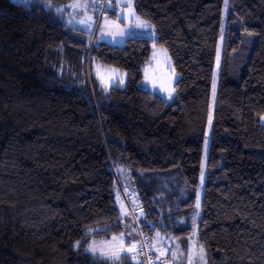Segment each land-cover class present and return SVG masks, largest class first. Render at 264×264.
Wrapping results in <instances>:
<instances>
[{"label": "trees", "instance_id": "16d2710c", "mask_svg": "<svg viewBox=\"0 0 264 264\" xmlns=\"http://www.w3.org/2000/svg\"><path fill=\"white\" fill-rule=\"evenodd\" d=\"M225 1L135 0L156 38L97 43L95 28L88 47L40 3L0 0V264H137L90 251L124 232L122 167L146 234L187 254L196 239L209 264H264V0H229L193 239ZM158 47L180 75L173 102L143 86ZM93 61L125 86H102Z\"/></svg>", "mask_w": 264, "mask_h": 264}, {"label": "rangeland", "instance_id": "374dc122", "mask_svg": "<svg viewBox=\"0 0 264 264\" xmlns=\"http://www.w3.org/2000/svg\"><path fill=\"white\" fill-rule=\"evenodd\" d=\"M22 4H25L27 6H37L39 5V2L37 0H32L31 3H24L23 0H13ZM229 12V0L225 1L224 6V12H223V29H222V35L218 47V60H217V68L216 73L214 75V82H213V91H212V99H211V105H210V113H209V120H208V130H207V137L204 144V152H203V159H202V165H201V175H200V187L198 192L197 200H199V207L196 208L192 214V225L194 227V233H193V239L194 235L197 234L199 222L202 217V202H203V192H204V186L206 181V174H207V167H208V157L211 147V136H212V128H213V122H214V115H215V108H216V98L219 88V81H220V65H221V57L223 52V46H224V40H225V27L227 22ZM78 18H73L71 21L73 23L79 22ZM110 19H105L101 22L99 27V37L97 40V43H100L104 35L110 36V40L115 43L119 44H125L126 39L133 34L132 28L133 26L124 27L122 24H119L118 21H111ZM89 21L88 23H90ZM113 22V23H112ZM87 23V24H88ZM71 26V25H70ZM72 27V26H71ZM116 27V28H114ZM135 32H137L134 36H142V34L145 35H151L153 38H156V31L153 26H151L147 21L144 20L143 25L135 24ZM95 28H96V20H95ZM91 29H89L88 32H90ZM123 32V35L120 33ZM95 37V36H94ZM97 37V36H96ZM149 38V37H148ZM87 46L89 47L92 35H87ZM123 46V45H120ZM98 69L99 74H98ZM115 69V72H112L111 70ZM93 73L96 79L100 82L102 86L105 88H111L112 86L116 84H120V79H123L124 83L122 86H125L126 79H127V73L123 72L119 69H116L111 66L104 65L98 61H93ZM180 79L179 73L175 70L173 66V62L167 52V50L164 47H158L155 49L153 57L148 64L146 71H145V80H144V88L153 92H157L160 95H162L166 100L169 102H173L176 98V84ZM103 81V82H102ZM121 180L123 181L124 185H126V178L128 177V170L125 167H122L119 170ZM202 173H203V179H202ZM124 187V186H123ZM130 187V185H129ZM125 188V187H124ZM122 199L124 200L125 204L127 205L122 193H121ZM118 201L120 205V209L122 211V215L124 219L126 220V225L124 227V232L118 235L113 236L111 239L106 240H94L90 245V251L91 253L95 255L102 256L104 258L111 257L113 253H119L121 256L129 253L131 251H128L129 249H132L133 245H138L139 242V231L138 227L136 225L135 218L131 215L130 209L127 205V208L124 206L121 198L118 196ZM143 212H140L137 214V221L140 223L141 214ZM152 237V236H151ZM155 248H156V255L159 261L162 260V264H182V256L184 254L183 250L181 251V248L179 247H172L168 241H164L163 237L159 234L152 237ZM130 241V246H127L126 241ZM193 244L196 246V253H198L199 249L203 248V260L200 259V256L195 253V257L197 259V264H209L208 260V254L207 250L204 247V245L198 246V243L193 240ZM178 248V249H177ZM136 249V256H138V250L137 246ZM94 250V251H93ZM178 255V257H177ZM184 261L189 264L190 260V254L184 255ZM161 263V262H160Z\"/></svg>", "mask_w": 264, "mask_h": 264}, {"label": "crops", "instance_id": "0c3cea01", "mask_svg": "<svg viewBox=\"0 0 264 264\" xmlns=\"http://www.w3.org/2000/svg\"><path fill=\"white\" fill-rule=\"evenodd\" d=\"M40 5L46 9L47 11H49L50 13H52L55 17H57L59 20H61L62 22H64L66 25L68 26H72V28L79 30V31H83L85 33H87L88 35H91L94 33L95 30V20H96V15H95V8L97 5V0H72L71 2H69L68 4H55L51 1H43L41 0ZM78 5V7H71V5ZM131 4V8L128 7V5ZM132 13H134V15H132ZM136 17L140 18V21L138 22ZM73 18H78L79 22H75L73 23L71 21V19ZM108 19H110L111 21H118L119 24H122V26L124 27H129V26H133L132 31L133 34L130 35L125 41H127L130 38L133 37H137L134 36L137 34V32H135V24H140L143 25L144 19H142L140 16H138V14L135 11V0H115V10L113 12V14L108 17ZM89 21H91L90 23H88ZM110 21V22H111ZM142 22V24L140 23ZM88 23V24H87ZM113 23V22H112ZM70 26V27H71ZM116 28V27H114ZM89 29H91L90 32ZM98 37H99V33H98ZM110 36H106L104 35L103 38H101V42H106V43H111L114 45H124V44H119V43H115L112 42L109 38ZM138 37H146V38H151V39H155L153 38L151 35H145L142 34V36H138ZM126 187H129L130 185V181H129V177L126 178ZM124 206L127 208V205L125 204L124 200L121 198ZM128 210V208H127ZM130 241H126L127 246H130ZM172 247H176L174 245V243L170 244ZM137 246V244L135 245V247ZM200 246V245H198ZM178 249V248H177ZM196 251V246L193 244L191 246L190 252L188 254H190V260L192 261V264H197V259L195 257V252ZM136 249H132L131 252H129L132 255H136ZM186 253L183 254L182 256V264H187L184 261L185 255ZM178 257V255H177ZM161 264H162V260H161ZM181 264V262H180Z\"/></svg>", "mask_w": 264, "mask_h": 264}, {"label": "built area", "instance_id": "2783aa9c", "mask_svg": "<svg viewBox=\"0 0 264 264\" xmlns=\"http://www.w3.org/2000/svg\"><path fill=\"white\" fill-rule=\"evenodd\" d=\"M113 9L114 0H97L95 9L97 19L96 33L99 30L101 22L110 16ZM120 190L130 209L131 215L135 218L139 231L137 264H160L152 237L143 231L141 224L136 218L137 214L143 212L145 209V201L140 190L136 186L124 188L121 185Z\"/></svg>", "mask_w": 264, "mask_h": 264}, {"label": "snow or ice", "instance_id": "6c2138e0", "mask_svg": "<svg viewBox=\"0 0 264 264\" xmlns=\"http://www.w3.org/2000/svg\"><path fill=\"white\" fill-rule=\"evenodd\" d=\"M23 2L24 3H31L32 2V0H23ZM71 7H78V5H71ZM128 7L129 8H131V4H129L128 5ZM132 15H134V13H132ZM136 19H137V21L139 22L140 21V18L139 17H136ZM141 24H142V22H140ZM121 35H123V32H121L120 33ZM99 69H98V74H99ZM112 72H115L116 70L115 69H113V70H111ZM103 82V81H102ZM119 83L120 84H123L124 83V81H123V79H120V81H119ZM202 179H203V173H202ZM197 207H199V200H197ZM135 248V245H133L132 246V249H134ZM132 249H129L128 251H131ZM94 251V250H93ZM203 248L201 247L200 249H199V251H198V253H196L197 255H199L200 256V259L201 260H203ZM107 259H114V260H116V261H122V260H125V259H128V257L127 256H121L119 253H113V255L111 256V257H106ZM134 258V257H133ZM189 264H192V261L191 260H189Z\"/></svg>", "mask_w": 264, "mask_h": 264}]
</instances>
